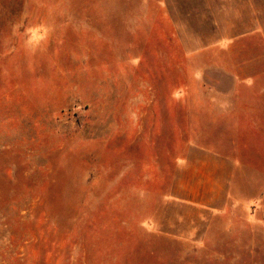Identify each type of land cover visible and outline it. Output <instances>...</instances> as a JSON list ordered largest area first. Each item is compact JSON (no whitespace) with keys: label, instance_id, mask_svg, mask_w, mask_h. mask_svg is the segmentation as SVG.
<instances>
[{"label":"rangeland","instance_id":"1","mask_svg":"<svg viewBox=\"0 0 264 264\" xmlns=\"http://www.w3.org/2000/svg\"><path fill=\"white\" fill-rule=\"evenodd\" d=\"M205 0H0V264H264V35Z\"/></svg>","mask_w":264,"mask_h":264},{"label":"crops","instance_id":"2","mask_svg":"<svg viewBox=\"0 0 264 264\" xmlns=\"http://www.w3.org/2000/svg\"><path fill=\"white\" fill-rule=\"evenodd\" d=\"M213 32L225 44L264 35V0H205Z\"/></svg>","mask_w":264,"mask_h":264}]
</instances>
